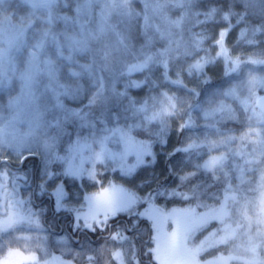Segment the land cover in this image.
<instances>
[{"label":"snow or ice","instance_id":"obj_1","mask_svg":"<svg viewBox=\"0 0 264 264\" xmlns=\"http://www.w3.org/2000/svg\"><path fill=\"white\" fill-rule=\"evenodd\" d=\"M242 2L244 10L237 12L230 0H209L203 8L201 0H140L139 10L134 6L136 0H21L30 11L17 17L12 13L6 15L11 0H0V90L19 82V94L8 100L7 108L13 112L10 118L5 119V106L0 105V264H65L47 248L49 235L56 234L37 219L45 210L33 211V195L54 198L55 211L72 216L69 226L84 237V242H77L79 252H69L84 264H140L141 255L147 258L146 264H199L195 258L206 250L205 242L190 248L189 237L207 227L210 220L220 225L211 232L216 246L231 247L233 252L242 250L247 254L245 264H264V97L256 96L258 88L264 89V77L253 75L256 69L250 68L264 65V52L259 53L262 58L258 59H233L225 46L229 32L241 24L244 27L236 45L257 44L258 34L264 35V0ZM72 4L75 16L53 11L70 8ZM96 7L99 18L93 24L92 11ZM248 17H258L260 23L253 25ZM37 21L39 26H34ZM60 22L62 29L57 27ZM215 26L222 28L215 31ZM197 28L199 31H194ZM137 32L143 36L138 48L132 43ZM157 43L162 47L156 48ZM23 50H27V57L19 59L17 54ZM218 61L225 65L226 77L239 72L241 65L247 70V79L215 94L237 101L239 114L224 99H210L207 107L188 101V97L199 93L196 88H189L184 78L199 80L205 75V67ZM158 69L160 76L153 79ZM133 73L142 74V79H132ZM122 77L126 79L122 81ZM85 78L92 88L87 103L78 108L67 107L64 98L78 101L84 97L81 80ZM121 82L122 91L117 88ZM144 87L148 94L142 99L129 95L130 88ZM161 87L184 95L157 91ZM241 88L247 93L243 99L238 95ZM46 95H50L51 102L36 104ZM122 100H127L123 112L112 113L110 104L116 106ZM22 101L31 109L24 121L16 112ZM97 108L101 110L99 115ZM197 109L202 125L192 115ZM126 113L137 118L138 122L131 127L148 131V126L155 122L159 131L154 135L161 145L166 144L169 120L182 119L177 131L185 132V138L167 155L183 154L184 162L190 163L194 171L179 174L170 168L179 185L172 189L159 186L144 197L109 182L108 187L86 194L79 207L66 203L68 193L63 183H55L53 191H49V181L60 177L100 184L98 176L102 177V173L96 172L97 163L108 171V162L123 159L122 154L109 151L106 142L119 136L127 143L124 129L110 128L108 123L128 119ZM226 121L238 127L222 128ZM21 122L27 125L24 133L19 131ZM71 122H79L81 128L92 131L87 137L78 135L67 154L60 155L59 142L66 134L65 125ZM97 124L102 126L99 134ZM198 127L205 131L197 133ZM93 145L99 146L100 151H94ZM35 146L44 150L39 182L32 179L31 168H23L24 161L36 153ZM148 147L139 145L137 163L143 162L144 155H152L147 152ZM85 150L89 155H84ZM202 156L207 159L198 162ZM54 163H59L62 170L52 171ZM85 163L91 167L85 168ZM256 172L260 173V183L254 189L259 192L258 203L246 195L251 189L246 175ZM198 173L207 179L193 184ZM22 188L28 190L25 196L21 195ZM159 196L184 201L203 198L219 207L198 204L210 208L202 216L193 209L172 212L169 215L176 217L177 228L168 233L161 227L163 212H138L134 207ZM250 206L253 215H249ZM121 216L124 219H119ZM144 218L151 221L154 234L148 239L151 246L141 253L136 239L141 234L139 221ZM90 234H99L104 246L92 247ZM57 243H66V238ZM222 259L223 254L204 264H220ZM228 259L241 257L230 252Z\"/></svg>","mask_w":264,"mask_h":264},{"label":"rangeland","instance_id":"obj_2","mask_svg":"<svg viewBox=\"0 0 264 264\" xmlns=\"http://www.w3.org/2000/svg\"><path fill=\"white\" fill-rule=\"evenodd\" d=\"M207 3H205L206 5ZM30 9L27 5H24L21 3V0H11V5L8 6L7 14H16L17 17L26 16ZM39 14V13H38ZM234 22V21H233ZM40 22L37 21L34 26H39ZM58 28L63 27V23ZM244 25H238L236 28H234L231 32L228 34V41L226 44V48L228 50L229 55L235 59L236 57L241 58H251V59H258L262 58L259 56V53L264 52V43H261L260 41L264 40V35L258 34L257 36V44L255 46H250L246 44H240L236 45V41L239 39V32L241 28H243ZM222 26H215L214 30L219 31L221 30ZM198 30V28L196 29ZM199 31V30H198ZM29 35H31V30H29ZM235 45V47H234ZM207 46V45H206ZM19 59H26L27 57V50H23L21 53L17 54ZM83 62V61H82ZM250 68H255L256 71L253 72V75L257 77H264V65H251ZM225 71V65L221 62H217L213 65H209L208 67H205L204 73L205 75L202 76L199 80L196 79H189L187 77L184 78V83L188 85L189 88H196V91L199 93L198 96L195 97H188L189 103L192 105L200 104L204 107H207V103L210 99H224L223 97H217L215 94L218 92H223L228 90L229 88L240 84V81L242 79H247V70L244 68V65L240 66V70L237 73H233L231 76L226 77L224 75ZM171 76V72L169 73ZM173 79L175 77H172ZM61 79H64V76L62 74ZM202 80H207V83L201 82ZM81 83L84 85L85 93L84 97L78 101H73L67 98H64V103L67 107L76 104L77 108L83 106L85 103H87L88 95L91 93L92 88L90 85V82L85 78L81 80ZM42 90V89H41ZM163 92H167L169 95H184L183 92H175L174 89H169L168 87H163ZM19 94V82L14 81L13 85L9 89L0 90V105H4V112L3 115L5 119L10 118V116L13 114L12 110H9L7 108L8 100L10 96H16ZM264 94V89H257L256 90V96L259 97ZM39 95V93H38ZM238 95L241 99L245 98L247 93L242 88L238 89ZM46 102H51L50 95H46L44 97H40L36 104H44ZM224 103L232 107L233 109H237V114H239L238 111V102L233 101L232 98L224 99ZM30 107L22 101L19 105L16 112L19 113L20 121H24L27 117ZM193 117L196 119L197 123L202 125L203 120L200 118L199 110H195L192 113ZM128 123V122H127ZM183 123L182 119H171L169 120V127L168 132L164 136V139L166 140V137L168 136L169 132L173 130L175 133L176 141L180 143L185 138V132H178L177 128L179 127V124ZM229 123H233L231 121H226L222 128H233L229 126ZM73 125V126H71ZM172 125V126H171ZM71 126V127H70ZM120 127L124 129L125 133L127 134V143H125L124 140H122L119 136L112 137L109 141L106 142V148L118 155H123L122 160L117 161H110L108 162V171H104L99 164L97 163L96 166V172L102 173V177L98 176V179H100V184L96 185L91 182H89L87 179L84 180H76L73 181L70 177H60L56 181H49L48 190L53 191V185L55 183H63L65 192L68 193L67 201L66 203L69 206H75L79 207L80 204L83 203V197L86 194H92L100 190L101 187H108L109 182L112 184H115L117 187H123L127 191L135 194L138 197H144L147 193L153 192V190L157 189L159 186H163L164 188L172 189L179 185V180L171 174V172H177L179 174H184V172H191L194 171L190 163H185L183 160V154H180L178 158L173 159L171 162L166 160V156L164 153H169L173 151L174 148H176L179 145H175L173 142H168L166 140V144H164L163 149H159L158 147L153 146V144L149 141H146L144 139L137 138L133 133H131V127L125 126V125H112L108 124V127ZM19 131L21 133H24L27 131V125L23 122L18 124ZM74 131L76 134V138H73V141L75 142L77 139V136L79 135L81 138L89 136L91 129L88 128H81L79 126V122H71L65 125V128ZM102 126L100 124H97V134H99V129ZM238 127V125H237ZM236 128V127H234ZM130 129V130H129ZM197 133H203L205 129L203 127H198L195 130ZM215 139V137H213ZM73 142V143H74ZM68 140L66 143H64L66 146H70L73 144ZM140 144H147L149 147L147 148V152L151 153L152 155H144L142 157V163H137V150ZM36 147V153L35 155H38L39 158H44V150L40 146ZM93 149L96 152L100 151V147L97 145H93ZM163 152V155L161 154ZM67 150L63 152L62 155H66ZM213 155H218L219 153L213 152ZM61 155V154H60ZM84 155H89L88 151L85 150ZM153 155L155 157L153 161ZM205 160V156H202L198 162H203ZM54 163L51 167L52 171H60L62 170V167L60 164ZM85 168H90L91 165L89 163L84 164ZM138 168V169H137ZM171 168V172H170ZM26 169V168H25ZM183 169V171H181ZM27 170V169H26ZM143 171L144 173L142 175H139V173ZM199 174V173H198ZM259 175V176H256ZM255 176L260 181V173L253 174H247V177H253ZM194 179V178H193ZM34 182H39V175L38 179L34 180ZM234 184L237 183V181L233 182ZM35 187V183L33 184V189ZM27 189H21V195L25 196L27 193ZM185 192H188L187 188H184ZM167 196H159L155 197L152 201L148 203H137L134 205L136 211L138 212H146L150 211L152 209H158L161 212L164 213L165 219L163 220V223L161 225L162 231L171 233L174 229L177 228V224L175 221H171L168 216L172 212H183L187 209H193L195 214L198 216L204 215L206 212L210 211V208H205L202 206H198L199 204L207 203L211 207H219V205H215V202L212 200H206L201 199V201L198 202H189L182 204V200L179 198L173 199L172 203H175V208L168 209L166 205L162 204V200L166 198ZM179 200V202H178ZM33 211L39 213L41 209L45 210L43 216H38L37 219L41 223L42 226L48 227L50 226L52 229V232L56 235H49L47 248L53 253L54 256L59 257L61 260L65 262V264H82V260L79 257L73 258V255L70 254L69 250H71V253L79 252V244H74V240L80 243L84 242L83 236H74L76 235L73 230H71V233L65 232L62 229H59V227L55 228V218L52 216V218L43 220V223L41 222L42 218L45 216V214L49 213L50 211V205L55 206V200L54 198H50L47 195L43 196H36L33 195ZM177 202V203H176ZM63 212V211H62ZM70 217H72L69 214ZM2 219V217H0ZM146 219V218H144ZM148 222L150 220L146 219ZM54 228V230H53ZM151 229V221L150 226L147 225L141 229V234L139 239V246L141 250L146 246H151L148 244V239L151 235L154 233L151 230V235H147V230ZM213 231V224L211 223V220L209 221L207 227H204L202 229L196 230L193 234L189 237V247L190 248H197L200 246L201 242H205V251H202L199 253L198 256H196L197 261H210L211 259L215 260L217 257H220L221 254H223V259L221 260L222 263L225 262V260L228 258L227 254L232 249L230 248H224V247H218L215 245V241L213 237H211V232ZM66 238V243H57L58 240H62ZM238 240V244H239ZM104 243V242H103ZM104 244L101 245H92L94 248H100L103 247ZM138 248V247H137ZM142 250V251H143ZM240 251V257L241 259H238V264H245V259L243 257V251ZM39 254V253H38ZM239 254V253H238ZM246 254V253H244ZM242 255V256H241ZM199 259V260H198ZM200 264V263H199ZM226 264V262H225Z\"/></svg>","mask_w":264,"mask_h":264},{"label":"trees","instance_id":"obj_3","mask_svg":"<svg viewBox=\"0 0 264 264\" xmlns=\"http://www.w3.org/2000/svg\"><path fill=\"white\" fill-rule=\"evenodd\" d=\"M209 0H201V5L200 7L203 8L205 6V3H208ZM230 2L232 3L233 7H234V10L237 11V12H242L244 10V5H243V2L242 0H230ZM137 10L141 9L142 8V4L140 3V0H136V3L134 5ZM54 13L58 12L60 15H71V16H75L76 13H75V4H72L70 8H63V7H60V8H57V9H54L53 10ZM98 18H99V8L96 7L93 9L92 11V22L93 24H95L97 21H98ZM249 21L251 24L253 25H258L260 23V19L258 17H248ZM62 22H60L57 26L61 25ZM242 25V24H241ZM91 26V25H90ZM199 30V28H198ZM196 29H194V31H198ZM228 36L226 37V40L228 41ZM225 40V46L227 44V41ZM132 43L135 47H139L142 43H143V36H141L139 34V32L137 33H134L133 34V37H132ZM156 48H160L162 47L161 43H157L155 45ZM209 66V65H208ZM206 66V67H208ZM160 71L161 70H157L154 74H153V79H156L160 76ZM126 78L122 77L121 80L124 81ZM132 79L134 80H140L142 79V74L140 73H133L132 75ZM117 88L119 90H123V83H118L117 84ZM163 90V87L157 89V91H162ZM129 92V95H131L132 97L136 98V99H142L143 97L147 96L148 94V89L147 87H144V88H130L128 90ZM154 95L156 94V92L153 93ZM113 104H115V102H112ZM127 105V100H122L120 101L118 104H116V106H111L110 104V107H111V111L112 113L114 114H119V113H122L123 112V107L122 106H126ZM70 108H77V105L74 104V105H71L69 106ZM100 109H95V112L97 115L100 114ZM125 115H127L129 118L128 119H119L118 123L117 121L113 120L111 122H109L108 124H112V125H115V124H118V125H125V126H128L129 124V127H131L132 125L136 124L138 121H137V118H131V113H126ZM128 122V123H127ZM229 126L231 127H237L236 124L234 123H229L228 124ZM73 126V125H71ZM70 126V127H71ZM172 126V125H171ZM66 128V134L62 136V138L60 139V142H59V153L62 155L63 152H65L69 146H66L64 143H66L68 140H70L71 143H73V138H76V133L74 131H72L71 129ZM131 133H133L137 138H140V139H144L146 141H150L153 146L156 145V147H158L159 149H163V146L164 145H161L160 143L157 142V137L154 135L155 132L159 131V128H158V125L153 122L151 125L148 126V131H144L143 128H137V127H131ZM166 140H168V142H174L175 145H179V142L176 141V137H175V133L173 132V130H171V132H169L168 136L166 137ZM178 147V146H177ZM161 154L163 155V152H161ZM147 155V154H146ZM164 155L166 156V160L171 162L173 159L175 158H178L180 153H177L175 156H172V157H169L167 155V153H164ZM43 159L44 158H39L38 155H31L29 156L28 159H26L24 161V164H23V168L25 169H29L31 168L32 170V179L33 180H36L38 179V173L39 171L43 168ZM207 159V156H205V160ZM59 164V163H58ZM57 164V165H58ZM53 165H51L52 167ZM25 169V170H26ZM138 169V168H137ZM137 173H139L137 171ZM144 172L141 171V173H139V175H142ZM256 173H259V172H256ZM256 176H259V175H256ZM193 181L192 183L195 184L197 181L201 180V179H207V177H204L202 173H199L197 174L196 177H193ZM246 180L249 182V184L251 185V189L246 193V195H248L249 199L250 200H255L257 203H258V200H259V192L258 191H254V189L256 188V186L260 183V181L255 177H247ZM215 190V189H213ZM184 191V189H183ZM189 196H191V193L189 192L188 193ZM173 199H175V197H166L162 200V204L166 205L168 209H173L175 208V203H172L173 202ZM203 199V198H202ZM189 202H198V201H195V200H188ZM188 201H184L182 200V204H186L188 203ZM179 202V200H178ZM177 203V202H176ZM200 203V202H199ZM198 203V204H199ZM215 205H218L215 203ZM249 215H253V212L251 210V206H250V211H249ZM52 216L55 218V228L59 227V229H62L63 231L65 232H68V233H71L72 229L71 227L69 226L70 224V221L72 219V217L69 216L68 213L66 212H59L57 213L55 211V206L54 205H50V211L49 213L45 214V216L42 218L41 222L43 223V220L45 221V219H48V218H52ZM48 217V218H47ZM168 218L171 220V221H176V217H172V216H168ZM119 219H124L123 216L119 217ZM211 223L213 224V230H215L216 228L220 227L219 223L215 220H211ZM150 226V221L148 222L146 219H141L139 221V228L142 229L144 228L145 226ZM254 227H256L254 225ZM261 227H264V226H261ZM54 230V228H53ZM76 235L74 236H81L80 234L78 233H75ZM147 235L150 236L151 235V229L149 228L147 230ZM90 237H91V241H92V245H101V244H104V240L103 238L99 235V234H96V235H91L90 234ZM139 239H141V237H137L136 239V245L138 247V249L140 250V252L142 253L143 249L141 250L139 244ZM215 241V239H214ZM238 242V241H237ZM240 243V242H239ZM74 244L76 245L77 244V240L75 241L74 240ZM230 252L232 253L233 256H239L240 255V251H235L233 252L232 249L230 250ZM229 252V253H230ZM229 253L227 254V256L229 255ZM239 253V254H238ZM242 256V255H241ZM243 257L244 259L246 260L247 259V254H244L243 253ZM196 259V258H195ZM146 260L147 258L146 257H143L141 255L140 257V264H146ZM199 260V259H198ZM212 260V259H211ZM214 260V259H213ZM207 261V260H205ZM205 261H200L199 260V263L200 264H204ZM226 264H238V259H231L229 260L228 258L225 260ZM225 262L222 263V261H220V264H225ZM82 264H84V262L82 261Z\"/></svg>","mask_w":264,"mask_h":264},{"label":"water","instance_id":"obj_4","mask_svg":"<svg viewBox=\"0 0 264 264\" xmlns=\"http://www.w3.org/2000/svg\"><path fill=\"white\" fill-rule=\"evenodd\" d=\"M259 97H264V94H263V95H261V96H259Z\"/></svg>","mask_w":264,"mask_h":264}]
</instances>
